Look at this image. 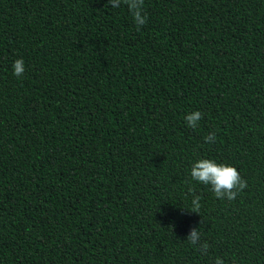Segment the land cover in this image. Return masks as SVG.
<instances>
[{
    "label": "trees",
    "instance_id": "obj_1",
    "mask_svg": "<svg viewBox=\"0 0 264 264\" xmlns=\"http://www.w3.org/2000/svg\"><path fill=\"white\" fill-rule=\"evenodd\" d=\"M143 15L0 0V264H264V0ZM205 158L247 182L235 200L191 180Z\"/></svg>",
    "mask_w": 264,
    "mask_h": 264
},
{
    "label": "clouds",
    "instance_id": "obj_2",
    "mask_svg": "<svg viewBox=\"0 0 264 264\" xmlns=\"http://www.w3.org/2000/svg\"><path fill=\"white\" fill-rule=\"evenodd\" d=\"M112 8L120 7L121 3L127 6L130 14L133 17L136 25V30L139 31L146 23V16L143 15L144 0H109ZM25 71L24 62L18 59L13 64V74L21 77ZM203 114L195 111L186 115L187 126L190 128H197L199 121L202 119ZM206 143H215L216 134L209 133L204 137ZM190 178L200 184L210 186V190L214 193L215 197L219 199L227 198L229 201L235 200L236 196L247 187V182L243 180L235 167L217 164L214 160L200 159L195 162L190 170ZM189 188V192H192ZM200 196H194L191 201V211L197 213L201 207ZM187 242L206 255L209 245L201 243V232L193 229L187 237ZM214 264H223L220 258L214 261Z\"/></svg>",
    "mask_w": 264,
    "mask_h": 264
}]
</instances>
